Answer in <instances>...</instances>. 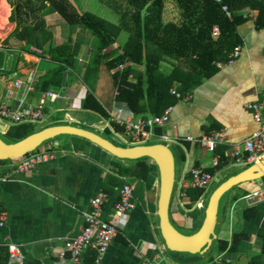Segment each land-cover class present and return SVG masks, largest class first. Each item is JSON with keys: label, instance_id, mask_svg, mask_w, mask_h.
Masks as SVG:
<instances>
[{"label": "crops", "instance_id": "crops-1", "mask_svg": "<svg viewBox=\"0 0 264 264\" xmlns=\"http://www.w3.org/2000/svg\"><path fill=\"white\" fill-rule=\"evenodd\" d=\"M7 10L9 16V4L6 0H0L2 18ZM241 14L246 20L236 29L240 40L237 44L240 46L239 55L231 62L220 63L219 67L216 65L217 70L211 76L172 105L168 121L157 133L166 136L165 142L158 137L150 138L157 142L163 141L175 149V182L169 218L172 215L174 222L183 228L200 226L208 195L222 181L252 164L246 161L237 163L231 153L235 145L242 147L244 138L257 128L246 104L261 99L264 93V29L254 26L256 10L245 8ZM42 16L52 33L51 46L67 42L75 54L73 68L63 72L61 85L49 89L63 94L61 98L46 103L45 117L51 118L50 125H76L95 131L116 144H137L131 141L128 133H117L110 129V122H113L110 115L118 112L122 117L135 118L152 114L145 111L135 115L123 102L115 99L117 90L111 76L113 70H107L101 63L89 73L93 39L87 31L76 25H67L49 6ZM15 41L17 46L10 47L12 51L8 52L11 54H8L11 56L9 62L0 65V100L4 98L12 76H22L24 72L32 70L39 77L55 66L47 56L19 51L21 43ZM114 43L105 52L111 55L119 52L115 51ZM170 66V62H162L160 70L167 73ZM135 69L142 72L143 66H135ZM129 79L133 80L134 76L131 74ZM176 85L174 83L170 90L176 89ZM87 91L106 111V118L93 110L81 108L80 103ZM9 126L12 125L0 123V132L4 133ZM106 128L109 131L105 132ZM217 130L222 131L223 137L212 153L200 144L199 139ZM42 147L53 149L55 156L38 162L27 173L12 171V160L0 163V175L5 176V179L0 180V213L5 214L4 223L0 226V264H9L6 243H13L20 248L25 264H57L63 240L80 232L82 213L89 210L90 199L99 191L108 194L101 214L106 217L124 181L134 185L133 207L117 227V234L109 243L101 264L152 263L159 258L163 260L158 264H209L218 256H222L225 264L236 255H239V260H245L250 250L262 254L259 231L264 229V202L248 206L240 197L249 190L264 187V176L234 186L225 194L226 197L221 198L219 209H226L225 216L232 227L228 238H219L216 234L214 253L208 254L207 250L199 257L181 253L192 257L169 258L158 228V174L152 161L148 163L150 169L146 178H134L130 174L119 175L116 172V165L133 167V161L115 158L86 139L62 135L49 140ZM242 154L244 158L246 153ZM216 155L220 159L213 165L212 158ZM192 167H201L213 176L201 198L195 201L188 195L190 189H194L189 186V170ZM112 178L117 179L113 186ZM208 187L210 192L207 194ZM234 201H238L237 207L230 217V207ZM198 202H202L203 212L197 208ZM252 208L254 216L249 212ZM235 233L245 235L237 243L235 251L228 252L226 249L218 252L217 240L227 241L229 245ZM87 249L88 253H94L92 249ZM253 257L249 258L253 260ZM256 259L254 262L259 260L257 256ZM61 264L68 263L65 260Z\"/></svg>", "mask_w": 264, "mask_h": 264}, {"label": "trees", "instance_id": "trees-1", "mask_svg": "<svg viewBox=\"0 0 264 264\" xmlns=\"http://www.w3.org/2000/svg\"><path fill=\"white\" fill-rule=\"evenodd\" d=\"M6 1L10 6L8 21L14 23V28L4 41L12 37L21 43L19 51L40 57L47 56L55 63V66L37 77V92L58 88L63 72L73 68L75 59L69 43L51 46L52 33L42 16L49 6L67 25L79 26L91 35L93 46L89 73L101 63L107 70H113L111 76L117 90L115 99L123 102L135 115L145 111L152 115L161 114L166 107L189 95L195 86L211 76L217 70V63L226 62L229 52L240 41L236 29L246 20L241 14L243 9L256 10L254 26L264 29V0H221V3L215 0H175L180 15L178 23L163 20L164 0H125L129 8L128 22H124L121 15V22L117 24L89 11L78 10L70 0ZM222 5H226L231 13L230 18L221 9ZM5 16L6 13L4 18ZM213 26L219 29L216 38L211 36ZM123 28L128 30V36L119 52L114 55L105 52ZM162 62L171 63L167 73L160 70ZM15 64L16 60L12 69ZM119 65H122L121 69L118 68ZM138 65L143 66L142 72L136 71L135 66ZM131 74L134 76L133 80L129 79ZM174 83L177 84L175 91L180 96L178 98L170 93ZM80 106L107 117L106 111L89 91ZM29 126H9L3 133L8 141L0 137L5 142L19 140L34 132L27 131ZM110 127L117 133H126L124 127L115 122H110ZM107 131L108 128L105 129V132ZM155 132L159 133L160 127L155 128ZM156 142L146 141L144 144ZM5 161L7 160H0V163ZM130 161H133V167L116 165V172L119 175L130 174L134 178H146L150 169L148 163L151 160L141 157ZM112 180L113 186L117 179ZM203 193L204 189L194 188L190 189L188 195L195 201L201 198ZM249 212L254 216L253 208ZM198 227L199 224L195 225V229ZM259 233L262 237L260 251L264 254V229ZM243 237L245 235L240 233L233 234L229 245L227 241L217 240L216 249L218 252L226 249L228 252H234ZM84 253L83 264H91L94 253H88V249Z\"/></svg>", "mask_w": 264, "mask_h": 264}, {"label": "built area", "instance_id": "built-area-1", "mask_svg": "<svg viewBox=\"0 0 264 264\" xmlns=\"http://www.w3.org/2000/svg\"><path fill=\"white\" fill-rule=\"evenodd\" d=\"M221 3V0H215ZM221 9L230 18L231 13L226 5ZM219 35L217 26H213L211 36L216 38ZM0 51L6 53L12 51L0 43ZM240 46L236 45L228 54L227 63L231 62L239 55ZM218 67L220 63L216 64ZM118 68H122L119 65ZM11 82L5 89L4 98L0 100V123L16 126L18 124H31L45 120V106L49 100H57L63 95L60 91H39L35 90L37 76L34 71L28 70L22 76H12ZM170 93L180 97L175 89ZM246 107L251 111L253 120L257 123V128L252 131L242 141V147L235 145L231 157L238 162L254 163L264 158V93L261 99L248 102ZM172 106L166 107L159 115L139 116L135 118L122 117L118 112L110 115L111 121L123 126L132 142L144 144L151 137H158L166 141V136L157 134L155 128L161 127L169 119ZM223 133L221 130L212 131L209 135L199 139L200 144L208 151L215 152V148L221 142ZM161 142V141H160ZM162 141V143H164ZM243 152L246 156L243 158ZM55 151L48 148H37L24 156L12 160V171L15 173H27L38 162L52 159ZM220 159L219 155L212 158L213 165H216ZM189 186L196 189H205L212 181L213 176L201 167H192L189 170ZM5 176L0 175V180ZM186 187V186H185ZM134 185L131 182L124 181L119 190L117 200L112 204L110 213L102 217L103 207L108 198L105 191L97 192L89 201V210L82 213L83 225L80 232L71 238L63 240V246L58 254L57 264L65 260L68 264H82L84 252L87 248L94 251L91 264H101L103 255L107 250L109 243L117 234V227L121 223L125 214L133 207ZM245 205H255L264 202V187H257L249 190L240 197ZM239 201V200H238ZM234 201L230 207V217L237 207ZM197 208H203L202 202L196 204ZM5 214L0 213V226L3 225ZM9 264H25L23 254L20 248L13 243H6ZM163 258L157 259V262L142 264H158ZM209 264H224L222 256L216 257Z\"/></svg>", "mask_w": 264, "mask_h": 264}, {"label": "water", "instance_id": "water-1", "mask_svg": "<svg viewBox=\"0 0 264 264\" xmlns=\"http://www.w3.org/2000/svg\"><path fill=\"white\" fill-rule=\"evenodd\" d=\"M62 135H72L88 140L112 156L122 160L149 158L158 174L157 218L158 228L166 250L178 253L203 254L216 238L218 211L221 198L234 186L260 179L264 176V158L222 181L208 197L204 217L199 228L190 234L179 232L169 218V205L175 182V159L169 145L151 144L120 145L95 131L70 124H52L25 137L5 142L0 137V160H14L37 149L44 142Z\"/></svg>", "mask_w": 264, "mask_h": 264}, {"label": "rangeland", "instance_id": "rangeland-1", "mask_svg": "<svg viewBox=\"0 0 264 264\" xmlns=\"http://www.w3.org/2000/svg\"><path fill=\"white\" fill-rule=\"evenodd\" d=\"M70 1L74 4V6L78 10L89 11V12L94 13V14H96V15H98V16H100V17H102V18H104V19H106L112 23L117 24L118 21L120 23L121 18L124 22L125 21L128 22L129 8L126 6L125 0H70ZM164 8H165V13L163 15V20L165 22L172 21V22L178 23L180 21L179 9L176 7L175 0H164ZM121 15H122V17H121ZM7 16H8V10H7L5 20H4V17L2 18L1 14H0V43L4 44L5 47H7V46L9 48L12 46L16 47L17 43L14 40V38L8 37L7 41H4L14 28V23L9 22V21L7 23ZM119 16L121 18H119ZM127 36H128V30L123 28L118 33L116 40H115V43L113 45L115 47V51L120 50L121 46L126 41ZM212 38H214V37H212ZM8 54L9 53H6L4 51H2L0 53V65L1 66L4 65V63L9 62L10 57H11L9 55H11V54H9V55ZM50 119L51 118L48 117L42 122L29 124L30 126H29L27 131L28 132L29 131H37V130L45 127V126L50 125V121H51ZM0 136L3 139L8 141L7 137L3 133L0 132ZM154 141H156V140L155 139H149L148 140V142H154ZM43 144L40 145L38 148H41L43 146ZM170 148L172 149L173 154L176 157L175 149L172 146H170ZM209 192L210 191H209V187H208L207 194ZM208 196H210V194ZM224 197H226V195L223 196V198ZM206 200L204 202V205H206ZM221 207H222V205H221ZM201 212H203V208H201ZM225 215H226V209L225 208L219 209V211H218V220L219 221H218V224H217L216 229H215L216 234L219 238H228L229 233H230V229L232 227V226L230 227L228 218ZM170 221L173 224V226L181 233L189 234L195 230V228H183V227L178 226L174 222L172 215L170 216ZM215 251L216 250H215V243H214L211 246V248L208 249V254H212ZM166 255H168L169 258H171V256H175V257H179V258L180 257H184V258L192 257L190 255H186V254L183 255L181 253H171L169 251H167ZM194 255L197 257L200 256L199 254H194ZM238 256L239 255H236V257H234V259H229V264H259L258 263L259 261L264 262V255L260 254L259 251L255 252L253 250H250L248 252V254L246 255L245 260H243V259L239 260ZM256 256L258 257L259 260L257 262H254L256 259ZM249 257H253V260L250 259ZM262 264H264V263H262Z\"/></svg>", "mask_w": 264, "mask_h": 264}]
</instances>
